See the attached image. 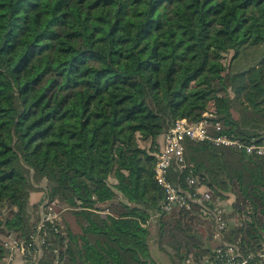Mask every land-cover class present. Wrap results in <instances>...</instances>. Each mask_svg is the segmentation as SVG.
<instances>
[{
    "label": "trees",
    "instance_id": "trees-1",
    "mask_svg": "<svg viewBox=\"0 0 264 264\" xmlns=\"http://www.w3.org/2000/svg\"><path fill=\"white\" fill-rule=\"evenodd\" d=\"M263 99L264 0H0V264L3 239H27L46 199L67 206L43 264H157L152 218L174 263L223 242L258 254L264 159L186 142L170 168L229 209L218 242L197 204L155 217L153 168L157 138L208 110L226 134L264 136Z\"/></svg>",
    "mask_w": 264,
    "mask_h": 264
},
{
    "label": "built area",
    "instance_id": "built-area-1",
    "mask_svg": "<svg viewBox=\"0 0 264 264\" xmlns=\"http://www.w3.org/2000/svg\"><path fill=\"white\" fill-rule=\"evenodd\" d=\"M186 142H207L214 147L243 151L256 160L264 159V136L246 142L226 134L221 123L209 110L194 122L185 118L177 119L164 134V144L157 154L153 168L154 180L164 192L161 209L155 217L175 209H190L193 204H197L203 216L212 217L214 232L216 237L220 238L226 228L228 208L214 202L212 191L193 177H186L185 187L169 180L172 165L179 166L183 162ZM56 206V201L48 202L47 199L42 203L38 211V220L34 223V230L27 239L18 240L12 235L3 239L7 251L6 264H10L15 256L20 257L22 264H43L44 250L49 247V232L51 230L58 232L55 227L59 220V213L54 210ZM100 214L105 216L109 213L105 209ZM152 220L154 221V218L142 226H149ZM209 262L210 264H264V248L258 254L242 253L237 244L223 242L222 246L211 251Z\"/></svg>",
    "mask_w": 264,
    "mask_h": 264
},
{
    "label": "crops",
    "instance_id": "crops-1",
    "mask_svg": "<svg viewBox=\"0 0 264 264\" xmlns=\"http://www.w3.org/2000/svg\"><path fill=\"white\" fill-rule=\"evenodd\" d=\"M157 145H158V147H159V150H160V148L163 146V144H164V134L163 135H161V136H159L158 138H157ZM228 211H229V209H228ZM153 222V221H152ZM202 222V227H204V230H203V232L205 233V234H207V236H206V238H208L209 237V234H211V236H212V241L214 240V241H216V242H218V241H220V238H218V237H216V234H215V232H214V223H213V226H212V228H210V226H209V219H203V221H201ZM151 224V223H150ZM226 224H227V221H226ZM152 225V224H151ZM150 225V226H151ZM155 238V237H154ZM211 241V242H212ZM155 244H156V239H155ZM156 246H157V244H156ZM159 250V251H158ZM150 251H153V252H155V253H159L160 255H162L161 254V251H160V249H159V247L157 246V247H154V248H150ZM167 252H168V258H169V256L170 255H173L174 254V251H172V250H170V249H167ZM163 253V252H162ZM164 255H165V253H163ZM166 256V255H165ZM16 257H19V256H15L14 257V259L11 261V263L10 264H22V262L21 261H19L18 259H16ZM20 258V257H19ZM166 259V261H165V263L166 264H194V262H192L190 259H187V260H185L184 262H177V263H174V262H172L171 260H170V258L169 259ZM154 259V258H153ZM209 259L210 258H208V259H206V260H203V262L202 263H200V264H210V262H209ZM155 261H156V263H157V259H154ZM158 264V263H157Z\"/></svg>",
    "mask_w": 264,
    "mask_h": 264
},
{
    "label": "rangeland",
    "instance_id": "rangeland-1",
    "mask_svg": "<svg viewBox=\"0 0 264 264\" xmlns=\"http://www.w3.org/2000/svg\"><path fill=\"white\" fill-rule=\"evenodd\" d=\"M259 59L262 58V57H258ZM163 135V134H162ZM161 136V135H160ZM42 198V193L36 189H32L29 191V204H32L36 201H39L40 199ZM57 203V207L59 209H63L64 207H66L67 205L65 204L64 200L63 199H59L58 201H56ZM41 207V206H40ZM39 209V208H38ZM228 214V213H227ZM228 217V216H227ZM152 224V229H151V235H152V239L150 241V248H154V247H157L156 244H155V220L151 223ZM159 251V250H158ZM162 255H160L159 253H155L153 251H151V255L154 259H157V263L158 264H166L165 261L166 259L168 258L167 256L169 254H163L161 252ZM16 259H18L19 261H21V259L19 257H16ZM169 259V258H168Z\"/></svg>",
    "mask_w": 264,
    "mask_h": 264
},
{
    "label": "water",
    "instance_id": "water-1",
    "mask_svg": "<svg viewBox=\"0 0 264 264\" xmlns=\"http://www.w3.org/2000/svg\"><path fill=\"white\" fill-rule=\"evenodd\" d=\"M264 100V99H263Z\"/></svg>",
    "mask_w": 264,
    "mask_h": 264
}]
</instances>
